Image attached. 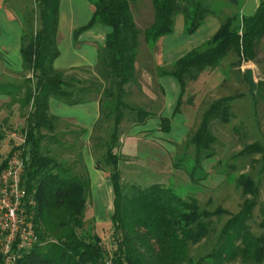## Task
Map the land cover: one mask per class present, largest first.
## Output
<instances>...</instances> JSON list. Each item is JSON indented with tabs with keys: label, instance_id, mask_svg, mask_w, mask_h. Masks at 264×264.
I'll return each instance as SVG.
<instances>
[{
	"label": "trees",
	"instance_id": "obj_1",
	"mask_svg": "<svg viewBox=\"0 0 264 264\" xmlns=\"http://www.w3.org/2000/svg\"><path fill=\"white\" fill-rule=\"evenodd\" d=\"M61 1L5 0L22 26L23 70L12 80L0 82V95L7 97L0 149L11 144L7 139L13 128L8 124L18 105L25 119L22 128L18 125L24 143L17 148L22 151V182L29 196L25 208L33 210L38 237L30 247L17 250L13 246L11 264H264V234L255 233L251 225L260 184L250 174L243 173L236 180L243 198L240 211L233 214L221 207L212 211L172 185L157 183L126 191L122 159L116 152L124 133L157 115L155 97L160 100L162 95L158 77L177 79L181 95L175 112L183 113L185 104L194 103L191 97L185 102L188 87L206 72L229 68L232 76L224 82L230 83L232 92L211 104L186 142V148H195V165L186 170L193 178L204 150L216 142L212 122L221 118L228 123L238 100L247 98L252 112L259 99L264 101V79L256 80L250 68L264 51V0L251 16L240 13L244 0H148L152 22L142 25L136 18L144 0H89L93 16L80 31L95 24L109 26L112 31L99 48L93 68L59 70L54 62L60 53ZM179 15L184 17L187 34L196 32L212 16L220 20V28L174 64L159 67L161 40L173 33ZM135 93L145 94L146 102H133ZM150 96L155 97L150 101ZM50 99L65 105L100 104L91 148L97 168L106 172L113 184L112 250L106 248L94 222L86 221L91 179L82 153L85 130L60 132V124L71 126L50 114ZM161 120L160 129L168 132L170 121ZM127 121L130 126L124 125ZM262 151L263 144L255 142L240 155ZM7 157L3 159L0 150V170ZM174 167L179 166L174 163ZM261 225L263 228L264 221ZM0 264H7L2 250Z\"/></svg>",
	"mask_w": 264,
	"mask_h": 264
},
{
	"label": "rangeland",
	"instance_id": "obj_2",
	"mask_svg": "<svg viewBox=\"0 0 264 264\" xmlns=\"http://www.w3.org/2000/svg\"><path fill=\"white\" fill-rule=\"evenodd\" d=\"M139 25L142 24L139 23ZM250 68L253 69L256 80L264 79V51H261L256 63ZM234 72H238V69H235ZM230 76L232 75L229 68L209 71L202 74L198 81L188 87L185 102L191 97L194 103L192 105L185 104L182 110L187 117L189 131L182 138L174 156L161 151L158 146L149 145L138 138L129 140L124 150L121 146L116 150L122 159L120 162L122 185L126 191H130L134 187L145 188L157 183L166 186L172 185L177 192L197 198L200 205L208 210L213 211L221 207L235 214L240 211L243 203L240 190L236 187V180L243 173L250 174L260 184L259 202L254 210L251 225L255 233L264 234V227L262 228L261 225L264 221V152L240 155L246 146L255 142H260L264 146V101L262 99H259L255 112L249 110L251 103L249 105V100L245 98L234 102V115L228 123L223 122L221 118L213 121L211 133L216 137V142L211 149L204 150L193 178L186 171L191 170L195 165V148L192 145L186 148V142L196 132L202 115L211 104L232 92L230 83L225 84L224 82ZM237 86L235 84V87ZM131 100L137 104H144L146 96L135 93ZM13 109L14 114L8 124L12 126L13 131L8 132L7 139L11 140V144L7 142L8 146L1 147L3 159L9 156L10 152L17 151L23 142L19 128L25 125V119L22 118L18 105H15ZM18 125H20L19 128ZM124 125L130 126L131 123L127 121ZM65 126L63 123L60 124L59 131L68 133L76 130ZM67 137L70 140L69 136ZM55 150L58 152L57 149ZM212 152L213 154H211ZM206 154H211V156L206 157ZM63 158L70 160L72 157L63 155ZM179 159L181 160L178 162ZM174 163H177L179 167H174ZM103 204L101 203V205ZM86 221L89 224L94 222L96 226L92 202L86 211ZM97 230L104 240L106 248L112 250L111 226L102 224L97 226ZM0 232V250L3 252L2 247L5 246L7 234H5L6 232L2 233V230Z\"/></svg>",
	"mask_w": 264,
	"mask_h": 264
},
{
	"label": "crops",
	"instance_id": "obj_3",
	"mask_svg": "<svg viewBox=\"0 0 264 264\" xmlns=\"http://www.w3.org/2000/svg\"><path fill=\"white\" fill-rule=\"evenodd\" d=\"M263 0H244L240 6V13L245 16L255 14ZM89 0H62L59 16V56L54 62V67L59 70L72 68H93L97 64L99 48L104 46L107 36L112 29L109 26L95 24L80 31L92 19L93 9ZM137 23L150 24L152 22L151 6L148 0L142 4L141 14ZM220 28L217 17H208L203 25L194 33L187 34L185 20L182 15L175 19L172 34L161 40L158 66L167 67L189 53L194 48L200 47ZM80 31V32H79ZM78 32V34H77ZM22 26L10 6L5 0H0V82H7L22 72L21 57ZM162 90L159 98L150 96L158 104L157 115L150 117L145 124L133 127L121 137L122 150L132 138L140 139L149 145L158 146L161 151L174 156L178 145L187 135V117L183 113H176V107L181 95V86L177 79L171 76H160L157 79ZM7 97L0 95V123L5 119L3 103ZM159 100V103H158ZM91 101L79 105H65L56 99L49 100V112L70 124L72 128H82L84 143L82 153L84 163L91 179V202L97 226L107 224L111 226L114 212V189L109 175L97 168L95 156L91 148V136L95 124L100 117V104ZM170 121L168 132L160 129L161 119ZM67 131V129H66ZM5 146L7 143L4 144ZM8 146V145H7ZM101 203H104L101 205Z\"/></svg>",
	"mask_w": 264,
	"mask_h": 264
},
{
	"label": "built area",
	"instance_id": "obj_4",
	"mask_svg": "<svg viewBox=\"0 0 264 264\" xmlns=\"http://www.w3.org/2000/svg\"><path fill=\"white\" fill-rule=\"evenodd\" d=\"M22 141L24 143V139ZM23 172L24 159L22 151L18 149L7 157L5 167L0 170V230L7 234L5 246L2 247L7 264L13 261L12 248L15 244L21 250L38 241L34 214L25 208L28 193L22 182ZM29 203L34 204L33 200Z\"/></svg>",
	"mask_w": 264,
	"mask_h": 264
}]
</instances>
